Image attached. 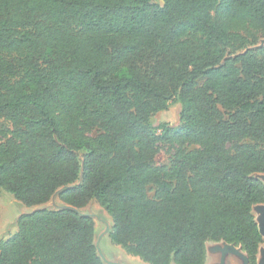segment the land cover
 <instances>
[{
    "label": "trees",
    "instance_id": "trees-1",
    "mask_svg": "<svg viewBox=\"0 0 264 264\" xmlns=\"http://www.w3.org/2000/svg\"><path fill=\"white\" fill-rule=\"evenodd\" d=\"M243 32L264 36V0H0V193L67 205L21 212L0 264H105L73 209L91 199L145 263L205 264L225 241L257 264L264 47L237 53ZM170 103L177 121L155 119Z\"/></svg>",
    "mask_w": 264,
    "mask_h": 264
},
{
    "label": "rangeland",
    "instance_id": "rangeland-1",
    "mask_svg": "<svg viewBox=\"0 0 264 264\" xmlns=\"http://www.w3.org/2000/svg\"><path fill=\"white\" fill-rule=\"evenodd\" d=\"M244 35L248 37L247 45L241 49L238 50V52H241L243 50L249 49L251 51H257L260 50L262 47H264V36L260 33H257L255 36L256 39H254V36L252 34H247L243 32ZM17 56H7L6 61L11 62L13 64H17L18 62ZM120 74H127V71L123 69L120 71ZM24 77V69L17 68L15 78H21L22 81L29 85L27 80L23 78ZM177 113H178V106L174 103H170L169 108L167 110H164L161 114L157 115L155 119L169 122V123H175L177 121ZM0 122L4 125H10V123L4 119H0ZM99 129H94L91 134L95 135L99 133ZM253 142V141H252ZM194 146L189 147V149L193 148ZM171 160V152L168 151L167 147L164 145H160L159 151L156 154L154 158L155 164H166L169 165ZM257 178L264 181V173H255L254 174ZM153 191H149V196L152 197ZM64 204L58 200L56 195L52 196L51 199L41 205L34 206V207H25L22 205L11 193L2 190L0 193V239H6L10 235H12L16 231V221L18 216L23 212L24 210L28 209H35V208H49V209H57L60 207H63ZM80 213L87 214L91 216L94 220L95 225V234H94V240L97 244V247L102 253L106 259L111 258L112 256L117 255L118 253L122 252L125 255H129L133 258V261L136 263H145L142 261L139 257L131 255L127 252H124L123 249L116 244H113L108 236L110 229H111V219L106 213V211L95 201L94 199H91L87 205L84 207L77 209ZM254 216H257V212L253 211ZM211 246V241L207 243ZM209 246V254H208V261L209 264H221V252L213 253L210 251ZM260 247L264 248V238L263 242L261 243ZM228 261L232 262V264H241V261H239L237 258H229L226 256L224 259V264H228ZM147 264V263H145Z\"/></svg>",
    "mask_w": 264,
    "mask_h": 264
},
{
    "label": "water",
    "instance_id": "water-1",
    "mask_svg": "<svg viewBox=\"0 0 264 264\" xmlns=\"http://www.w3.org/2000/svg\"><path fill=\"white\" fill-rule=\"evenodd\" d=\"M263 183H264V181H263ZM64 206L67 207V205H64ZM73 209L78 211L77 210L78 208H73ZM253 211L257 212V216L255 217V221L257 223L259 233L261 234L262 238H264V203H259V204L253 205L252 212ZM80 214H83V213H80ZM83 215H87V214H83ZM213 243H214L213 245L211 244V246L208 245L206 247V252L208 250V253H209V246H210L211 252H213V253L221 252V264H224V259L226 258V256L229 258H231V257L237 258L239 261H241V264H248V258L245 255V253L242 251L240 246H235L233 244L226 243L225 241L213 242ZM94 244H95L97 253L100 256V258L102 259V261L103 262L106 261L103 254L100 253L95 240H94ZM228 264H230L229 261H228ZM257 264H264V248H262V247H259V250L257 253Z\"/></svg>",
    "mask_w": 264,
    "mask_h": 264
},
{
    "label": "crops",
    "instance_id": "crops-1",
    "mask_svg": "<svg viewBox=\"0 0 264 264\" xmlns=\"http://www.w3.org/2000/svg\"><path fill=\"white\" fill-rule=\"evenodd\" d=\"M208 243V242H207ZM211 244L213 245L214 243L211 241ZM208 246V244H206V247ZM124 251V250H123ZM125 252V251H124ZM208 250L206 252V261L205 264H209L208 261ZM104 256V255H103ZM105 257V256H104ZM106 261H104L105 264H138L135 261H133V258L129 255H125L124 253L120 252L115 256H112L109 259H106ZM140 264H145V263H140ZM148 264V263H147ZM174 264V263H171ZM230 264H232V262L230 261Z\"/></svg>",
    "mask_w": 264,
    "mask_h": 264
}]
</instances>
